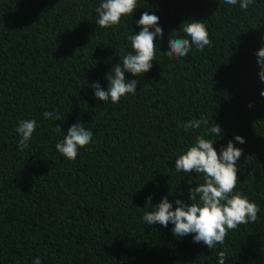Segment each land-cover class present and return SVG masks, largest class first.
Here are the masks:
<instances>
[{"label":"trees","instance_id":"16d2710c","mask_svg":"<svg viewBox=\"0 0 264 264\" xmlns=\"http://www.w3.org/2000/svg\"><path fill=\"white\" fill-rule=\"evenodd\" d=\"M99 0H0V264H264V83L256 52L264 46V0L247 10L223 0H139L117 29L96 25ZM159 17L164 39L137 93L118 104L95 97L127 54L126 37L143 12ZM193 20L207 25L209 47L176 59L168 36ZM134 28V29H133ZM51 113L46 120L42 113ZM206 116L221 127L219 152L235 135L245 143L237 187L260 211L255 223L209 250L179 238L172 225L142 222L167 195L188 201L196 174H177L175 157L194 133L180 122ZM36 119L29 147L18 150L21 119ZM83 123L93 143L75 161L56 150ZM203 129L197 130L203 133ZM216 135V134H213ZM172 193V194H170Z\"/></svg>","mask_w":264,"mask_h":264},{"label":"clouds","instance_id":"9594fccd","mask_svg":"<svg viewBox=\"0 0 264 264\" xmlns=\"http://www.w3.org/2000/svg\"><path fill=\"white\" fill-rule=\"evenodd\" d=\"M224 5L247 10L255 0H223ZM139 7V0H99L94 11L95 23L103 29H117L123 22L131 19ZM140 30L126 37L128 51L122 60L111 69L106 79L107 91L99 84H93L95 97L105 104H118L128 96H134L137 91V81L128 80L127 74L142 76L152 67L156 60L157 46L164 39L163 28L159 24V17L145 11L140 19L135 21ZM207 25L193 20L182 24L179 30L172 31L168 36L167 56L176 59L187 57L193 50L201 51L211 45ZM259 78L264 83V46L257 52ZM260 95L264 97V90ZM51 113L44 111L42 117L46 120ZM36 119H21L17 122L15 132L18 135V150L29 147L34 133L37 131ZM177 127L185 133H194L193 140L185 146L175 157V172L189 177L196 174V186L188 188V201L176 197L170 201L167 195L161 196L160 201L152 205V197L147 198L148 206L142 215V222L152 227L159 224L168 228L175 237L184 238L191 235L192 242L203 244L209 250L223 246L228 233L242 224L255 223L260 211L259 205L241 193L237 187V161L242 155V149L235 146L245 140L235 135L226 146H221L219 152L214 147L221 136V127L212 124L206 116L192 118L187 122H180ZM203 129V133L197 130ZM53 133L62 136L55 144L56 150L68 161H75L81 149L93 143V131L83 123L72 125L67 132L59 128H51ZM216 134V135H213ZM240 182V181H239ZM172 194V193H170ZM226 254L219 251L217 264H225ZM31 264H43L41 257H34Z\"/></svg>","mask_w":264,"mask_h":264}]
</instances>
